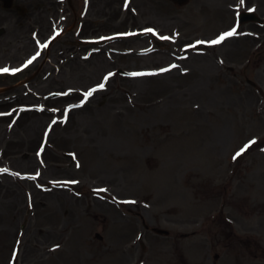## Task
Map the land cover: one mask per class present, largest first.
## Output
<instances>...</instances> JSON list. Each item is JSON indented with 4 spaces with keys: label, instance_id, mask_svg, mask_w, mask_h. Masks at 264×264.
<instances>
[{
    "label": "rangeland",
    "instance_id": "rangeland-1",
    "mask_svg": "<svg viewBox=\"0 0 264 264\" xmlns=\"http://www.w3.org/2000/svg\"><path fill=\"white\" fill-rule=\"evenodd\" d=\"M2 68L0 264H264V0H0Z\"/></svg>",
    "mask_w": 264,
    "mask_h": 264
},
{
    "label": "snow or ice",
    "instance_id": "snow-or-ice-1",
    "mask_svg": "<svg viewBox=\"0 0 264 264\" xmlns=\"http://www.w3.org/2000/svg\"><path fill=\"white\" fill-rule=\"evenodd\" d=\"M240 3L243 4V3H244V0H240ZM125 6L127 7V4H126ZM144 31H145L146 33H151V34H153V35H156V34H157L153 28H146V29H144ZM237 34H238V33H237V29L234 27V28H232L230 31L221 34L218 38H216V39H214V40H211L210 42H207V43H211V44H213V45H217V44L222 43L226 38H228V37H232V36H235V35H237ZM57 35H59V33H57ZM122 35H129V36H131V35H135V33H131V32H129V33H124V34H122ZM160 38L163 39V40L170 39V38L167 37V36H161ZM102 39H103V38H102ZM197 43L200 44V43H206V42H205V41H197ZM42 47H47V45H42ZM36 56H39V53H37ZM36 56H34V57H32V59L28 60V61H27V64L25 65V67H27V65H29V64H32L33 60L36 59ZM171 67H172V68H175V67H177V66H176L175 64H173ZM8 71H9L8 68H2V69H0V72L7 73ZM12 71H13V72H19L20 69H13ZM160 71H161V72H166V71H169V69H167V68H162V69H160ZM152 74H153V73L134 72V73H131L130 75H132V76H144V75H152ZM111 75H112V73H109L108 76H105V77H104V80L107 81L108 78H109ZM104 87H105V85H104L103 83H101V84L98 85V88H99V89H103ZM96 90H97V89L94 88V89H91V90H89L88 92H86V93L84 94L85 99H87L88 97L92 96V94H93ZM65 118H67V112H65ZM53 123H55V121H53ZM254 143H255V141L253 140V141H250L248 144L244 145L243 148H241L238 152H236V154H235V156L233 157V159H236L237 157L241 156V155H242V154H243V153H244V152H245V151H246V150H247L252 144H254ZM2 171H5V172H6L7 169H3ZM17 175H19V174L17 173ZM70 183H75V181H71ZM103 191H106V189H104ZM130 203H134V201H130ZM57 247H58V246H57Z\"/></svg>",
    "mask_w": 264,
    "mask_h": 264
},
{
    "label": "water",
    "instance_id": "water-1",
    "mask_svg": "<svg viewBox=\"0 0 264 264\" xmlns=\"http://www.w3.org/2000/svg\"><path fill=\"white\" fill-rule=\"evenodd\" d=\"M176 1L183 3V2H185L186 0H176ZM255 18H256L255 15L252 14V13H244V14L242 15V17H241L242 20H246V19H255ZM155 231H157V232H163V230H160V229H155Z\"/></svg>",
    "mask_w": 264,
    "mask_h": 264
},
{
    "label": "flooded vegetation",
    "instance_id": "flooded-vegetation-1",
    "mask_svg": "<svg viewBox=\"0 0 264 264\" xmlns=\"http://www.w3.org/2000/svg\"><path fill=\"white\" fill-rule=\"evenodd\" d=\"M254 256H255V257L260 256L261 258H264V249H261V250H260V254L256 253V254H254Z\"/></svg>",
    "mask_w": 264,
    "mask_h": 264
}]
</instances>
